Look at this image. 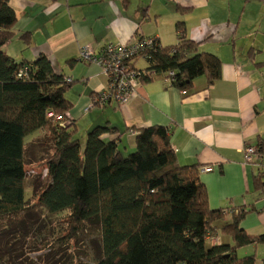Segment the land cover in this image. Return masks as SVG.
Wrapping results in <instances>:
<instances>
[{
	"label": "trees",
	"instance_id": "1",
	"mask_svg": "<svg viewBox=\"0 0 264 264\" xmlns=\"http://www.w3.org/2000/svg\"><path fill=\"white\" fill-rule=\"evenodd\" d=\"M177 10L181 15L188 11ZM18 19L9 0H0V218L14 215L19 219L17 215L34 207L25 200V146L32 134L41 131L50 152L45 157L46 182L34 197L49 215H68V231L60 230L55 240L77 242L85 229L97 228L99 240L93 244L97 255L89 263L256 264L255 254L237 255L240 247L264 243V233L249 234L240 227L254 208L210 209L205 186L199 180V164H179L170 145L169 127L129 128L135 133L132 150H126L117 131L106 125H95L83 133L84 138L77 137L78 128L71 118L73 103L67 94L75 80L55 70L43 53L31 62H16L5 52L6 43L14 36L27 46L31 43L30 32L17 35ZM185 30L184 21L178 19L175 44L164 46L154 38L152 48L140 43V49L125 59L139 73L134 79L140 85L165 76L171 86L189 92L198 76L206 77L207 87L221 77L218 56L199 51L198 43L187 38ZM135 39L144 37L135 35ZM108 44L94 49L97 60L104 56ZM76 60L94 63L79 56ZM139 60L147 66L136 65ZM25 66H29L28 79L19 77ZM103 89L93 92L92 107L127 103L112 98L102 105L93 103ZM55 115L63 116L64 122L55 120ZM43 145L41 141L37 146ZM252 146L264 154V140ZM256 165V186L262 189L264 159L256 160ZM229 212L220 235L228 236L230 242L211 244L208 237L218 229L215 221L224 220ZM20 219L26 225V218Z\"/></svg>",
	"mask_w": 264,
	"mask_h": 264
},
{
	"label": "crops",
	"instance_id": "2",
	"mask_svg": "<svg viewBox=\"0 0 264 264\" xmlns=\"http://www.w3.org/2000/svg\"><path fill=\"white\" fill-rule=\"evenodd\" d=\"M9 4L19 18L17 35L30 32L31 43L27 46L14 36L5 52L16 62H31L43 53L55 70L75 80L67 94L79 130L113 127L120 144L132 150L135 133L129 128L169 127L179 164H199L209 208H254L244 217L243 229L250 230L245 221L249 216H255L263 229L256 157L245 161V148L264 140L263 0H9ZM177 7L188 11L181 15ZM178 19L199 51L221 60V77L207 87L206 77L198 76L185 92L158 76L141 83L138 96L124 105L92 107L93 92L105 85L106 77L94 63L76 60L79 48L90 45L97 51L107 43L131 42L135 35L172 45L177 42ZM204 165L211 170L203 171ZM225 214L223 222L231 212ZM218 229L208 237L211 244L224 242Z\"/></svg>",
	"mask_w": 264,
	"mask_h": 264
},
{
	"label": "rangeland",
	"instance_id": "3",
	"mask_svg": "<svg viewBox=\"0 0 264 264\" xmlns=\"http://www.w3.org/2000/svg\"><path fill=\"white\" fill-rule=\"evenodd\" d=\"M22 18L21 16L20 19ZM137 65L142 67L146 63L143 60H139ZM92 115L90 116L92 117ZM57 121L59 123L64 122L63 119ZM79 128L81 127H78L76 135L79 138H84L83 130H79ZM44 140L46 139H44V134L41 131L32 134L27 139L25 146V200L26 204L34 207L29 212H22L17 215L19 219H14V215L0 218V264H67L72 260H75L72 264H92L89 261L97 255V252L95 253L96 247L93 245L99 240L97 228L90 225L91 227L83 231V236L78 234L79 239L77 242L75 239L70 242L55 240L60 230H62V233L68 231L67 213L49 215L37 205V198L34 195L46 182L45 157L50 152L49 145L44 143ZM41 141H43L44 145L41 147L37 146L41 144ZM81 141L83 140L81 139ZM36 215L39 217L37 218V223ZM22 217L26 218L27 226L23 225V219H20ZM222 221L219 220L214 223L218 225L219 233H221V223L219 222ZM245 221L250 226L249 231L244 229L247 233H264V227L262 226L263 229H259L255 216H249ZM240 224V227L243 228L242 221ZM8 228L10 229L8 230ZM222 240L227 243L230 242L228 236H222ZM93 251L95 255L91 256ZM247 254H255L256 264H262L264 243L238 248V256L241 257Z\"/></svg>",
	"mask_w": 264,
	"mask_h": 264
},
{
	"label": "built area",
	"instance_id": "4",
	"mask_svg": "<svg viewBox=\"0 0 264 264\" xmlns=\"http://www.w3.org/2000/svg\"><path fill=\"white\" fill-rule=\"evenodd\" d=\"M154 38L155 37H144L141 41H136V39H134L133 41L124 44L110 43L104 50V56H102L99 60L96 59V56H98L97 52L90 45H83L79 48L78 56L85 61L97 63L106 77V83L103 86L104 89L94 96L93 103L102 105L107 102L109 98H112L113 100L119 102V104H124L128 102L131 97H135L137 95L140 82L134 78L135 75L139 73L132 69L131 66L127 64L125 59L140 49V43L144 45V48H152ZM28 67L29 66H25L21 69L19 77L28 79L30 76ZM262 79L264 82V75ZM48 116H52V113H49ZM53 118L55 120H59L63 119V116L55 115ZM254 156L256 157V160L259 159L261 161L264 159V156L260 151H257L254 146L248 145L245 148V161H252ZM201 169L203 171L211 170L209 166L202 167ZM261 193V197H263L264 200V188H262Z\"/></svg>",
	"mask_w": 264,
	"mask_h": 264
}]
</instances>
